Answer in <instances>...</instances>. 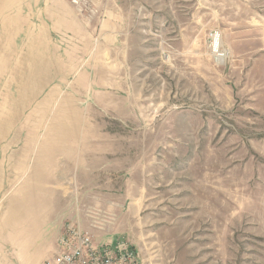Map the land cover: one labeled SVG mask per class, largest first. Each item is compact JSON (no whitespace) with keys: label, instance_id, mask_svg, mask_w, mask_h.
<instances>
[{"label":"rangeland","instance_id":"rangeland-1","mask_svg":"<svg viewBox=\"0 0 264 264\" xmlns=\"http://www.w3.org/2000/svg\"><path fill=\"white\" fill-rule=\"evenodd\" d=\"M64 1L96 73L44 105L0 65V217L48 211L124 264H264V0Z\"/></svg>","mask_w":264,"mask_h":264},{"label":"crops","instance_id":"crops-1","mask_svg":"<svg viewBox=\"0 0 264 264\" xmlns=\"http://www.w3.org/2000/svg\"><path fill=\"white\" fill-rule=\"evenodd\" d=\"M88 30L64 0H0V65L8 66L9 96L46 99L47 105L66 81H92L96 55L89 50L93 41ZM104 30L97 48L113 46L112 30ZM70 36L71 43L64 46L60 38ZM87 64L93 66L91 75ZM48 213L36 209L31 217H0V264H42L53 257L59 233ZM81 229L98 245L106 244L105 234Z\"/></svg>","mask_w":264,"mask_h":264},{"label":"built area","instance_id":"built-area-1","mask_svg":"<svg viewBox=\"0 0 264 264\" xmlns=\"http://www.w3.org/2000/svg\"><path fill=\"white\" fill-rule=\"evenodd\" d=\"M134 256L124 242L98 245L89 232L64 224L56 238L55 254L42 264H124Z\"/></svg>","mask_w":264,"mask_h":264},{"label":"bare ground","instance_id":"bare-ground-1","mask_svg":"<svg viewBox=\"0 0 264 264\" xmlns=\"http://www.w3.org/2000/svg\"><path fill=\"white\" fill-rule=\"evenodd\" d=\"M215 44H216V42H215ZM217 45H218V42H217ZM214 47V46H213ZM216 47V46H215ZM218 53V52H217Z\"/></svg>","mask_w":264,"mask_h":264}]
</instances>
